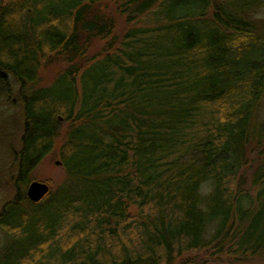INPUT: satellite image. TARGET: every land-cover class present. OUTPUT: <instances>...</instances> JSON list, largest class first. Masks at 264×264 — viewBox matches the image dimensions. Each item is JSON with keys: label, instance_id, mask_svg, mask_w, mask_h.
Segmentation results:
<instances>
[{"label": "trees", "instance_id": "trees-1", "mask_svg": "<svg viewBox=\"0 0 264 264\" xmlns=\"http://www.w3.org/2000/svg\"><path fill=\"white\" fill-rule=\"evenodd\" d=\"M263 9L1 1L0 93L10 94L8 72L22 131L14 195L0 206V264L264 259ZM96 38L108 39L88 57ZM56 58L65 68L38 85ZM55 149L65 176L32 202L30 172Z\"/></svg>", "mask_w": 264, "mask_h": 264}, {"label": "rangeland", "instance_id": "rangeland-1", "mask_svg": "<svg viewBox=\"0 0 264 264\" xmlns=\"http://www.w3.org/2000/svg\"><path fill=\"white\" fill-rule=\"evenodd\" d=\"M1 1L4 2L6 0ZM261 14L264 15V9ZM121 22L122 19L117 18L116 30H119L118 28ZM107 39L96 38L89 45L86 56L89 57L101 52L103 43ZM64 68L65 62L58 58L53 59L48 64H42L38 70L37 84L41 86L48 85L54 76ZM6 79L9 84L10 94L9 96L6 94L3 96L0 93V206L4 201L9 200L14 195L12 180L15 174V162L13 152L19 148L22 131V107L17 93V84L8 72H6ZM257 118H264V94L258 104ZM56 149L52 154L45 156L30 172L32 180L45 181L49 185V188L56 186L65 176L64 168L56 154ZM256 158L257 155L255 152L251 151L248 154L246 165L242 169L247 182L250 180V175L256 167ZM56 161L59 162L56 163ZM206 260L204 259V261L197 264H264V259L259 257L236 262L212 260L206 262ZM190 264H193V261Z\"/></svg>", "mask_w": 264, "mask_h": 264}, {"label": "water", "instance_id": "water-1", "mask_svg": "<svg viewBox=\"0 0 264 264\" xmlns=\"http://www.w3.org/2000/svg\"><path fill=\"white\" fill-rule=\"evenodd\" d=\"M59 161H56L58 163ZM49 190V185L45 181L31 180L25 190L26 196L32 202L39 201Z\"/></svg>", "mask_w": 264, "mask_h": 264}]
</instances>
